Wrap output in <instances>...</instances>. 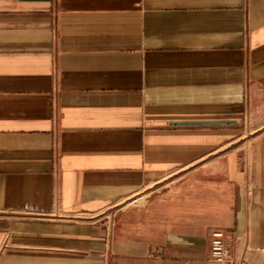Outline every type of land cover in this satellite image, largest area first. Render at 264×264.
Segmentation results:
<instances>
[{
    "label": "crops",
    "instance_id": "crops-1",
    "mask_svg": "<svg viewBox=\"0 0 264 264\" xmlns=\"http://www.w3.org/2000/svg\"><path fill=\"white\" fill-rule=\"evenodd\" d=\"M214 229L264 264V0H0V264H218Z\"/></svg>",
    "mask_w": 264,
    "mask_h": 264
},
{
    "label": "built area",
    "instance_id": "built-area-1",
    "mask_svg": "<svg viewBox=\"0 0 264 264\" xmlns=\"http://www.w3.org/2000/svg\"><path fill=\"white\" fill-rule=\"evenodd\" d=\"M153 197L148 191L143 196L132 199L131 204L142 205ZM228 237L221 229H214L211 232L209 260L218 264H234L231 248L228 245Z\"/></svg>",
    "mask_w": 264,
    "mask_h": 264
}]
</instances>
